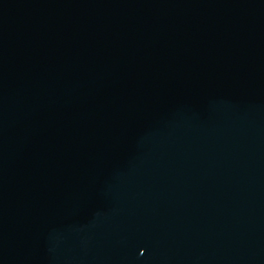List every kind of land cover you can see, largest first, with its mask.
Masks as SVG:
<instances>
[{
	"label": "water",
	"instance_id": "1",
	"mask_svg": "<svg viewBox=\"0 0 264 264\" xmlns=\"http://www.w3.org/2000/svg\"><path fill=\"white\" fill-rule=\"evenodd\" d=\"M0 264H264V0H0Z\"/></svg>",
	"mask_w": 264,
	"mask_h": 264
}]
</instances>
